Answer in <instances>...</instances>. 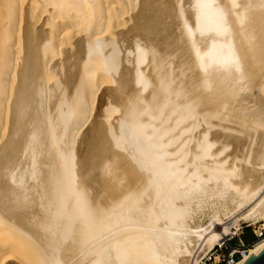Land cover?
Segmentation results:
<instances>
[{
    "label": "bare ground",
    "instance_id": "obj_1",
    "mask_svg": "<svg viewBox=\"0 0 264 264\" xmlns=\"http://www.w3.org/2000/svg\"><path fill=\"white\" fill-rule=\"evenodd\" d=\"M240 221L264 0H0V264H194Z\"/></svg>",
    "mask_w": 264,
    "mask_h": 264
},
{
    "label": "built area",
    "instance_id": "obj_2",
    "mask_svg": "<svg viewBox=\"0 0 264 264\" xmlns=\"http://www.w3.org/2000/svg\"><path fill=\"white\" fill-rule=\"evenodd\" d=\"M250 227L254 241L246 244L241 235L245 228ZM263 239L264 227L249 223L241 224L238 230H233L201 254L194 264H238L249 255L250 249Z\"/></svg>",
    "mask_w": 264,
    "mask_h": 264
},
{
    "label": "water",
    "instance_id": "obj_3",
    "mask_svg": "<svg viewBox=\"0 0 264 264\" xmlns=\"http://www.w3.org/2000/svg\"><path fill=\"white\" fill-rule=\"evenodd\" d=\"M240 264H264V243L251 252Z\"/></svg>",
    "mask_w": 264,
    "mask_h": 264
},
{
    "label": "rangeland",
    "instance_id": "obj_4",
    "mask_svg": "<svg viewBox=\"0 0 264 264\" xmlns=\"http://www.w3.org/2000/svg\"><path fill=\"white\" fill-rule=\"evenodd\" d=\"M202 217V218H201ZM200 217V220H201V222L202 223H206L207 224V217L206 216H201ZM226 221V220H225ZM243 221H240V224H244V223H242ZM264 224V221H259V222H256L255 224H254V226H257V225H259V226H262ZM251 225H253V224H251ZM263 227V226H262ZM222 230V228L221 227H217V231L218 232H220ZM241 237H242V240H243V242L244 243H246V244H250V243H252L253 241H254V237H253V234H252V232H251V227L250 228H245L244 230H243V234L241 235Z\"/></svg>",
    "mask_w": 264,
    "mask_h": 264
}]
</instances>
